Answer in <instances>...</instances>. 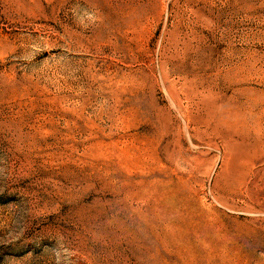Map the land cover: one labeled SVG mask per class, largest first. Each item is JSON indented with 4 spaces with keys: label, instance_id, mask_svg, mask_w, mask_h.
<instances>
[{
    "label": "rangeland",
    "instance_id": "rangeland-1",
    "mask_svg": "<svg viewBox=\"0 0 264 264\" xmlns=\"http://www.w3.org/2000/svg\"><path fill=\"white\" fill-rule=\"evenodd\" d=\"M0 264H264V0H0Z\"/></svg>",
    "mask_w": 264,
    "mask_h": 264
}]
</instances>
